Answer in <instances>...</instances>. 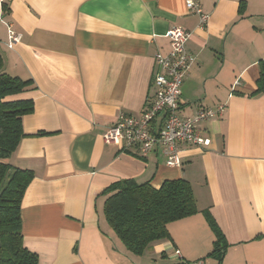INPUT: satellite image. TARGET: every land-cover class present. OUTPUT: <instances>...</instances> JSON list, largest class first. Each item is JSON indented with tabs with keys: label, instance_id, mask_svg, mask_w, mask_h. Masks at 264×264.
<instances>
[{
	"label": "crops",
	"instance_id": "1",
	"mask_svg": "<svg viewBox=\"0 0 264 264\" xmlns=\"http://www.w3.org/2000/svg\"><path fill=\"white\" fill-rule=\"evenodd\" d=\"M186 1L0 0L3 71L31 80L11 97L31 99L34 110L9 161L34 175L22 231L40 264H264V93L255 94L264 0H196L209 15L203 27ZM9 24L21 33L13 47ZM173 27L192 32L179 113L226 104L201 124L209 147L181 145V167L160 151L142 157L104 139L121 111L140 116L153 100L155 57L169 53ZM127 178L157 188L185 178L199 212L170 222V238L135 255L104 214V190ZM205 211L225 238L221 260Z\"/></svg>",
	"mask_w": 264,
	"mask_h": 264
},
{
	"label": "trees",
	"instance_id": "2",
	"mask_svg": "<svg viewBox=\"0 0 264 264\" xmlns=\"http://www.w3.org/2000/svg\"><path fill=\"white\" fill-rule=\"evenodd\" d=\"M31 80L3 71L0 54V264H40L39 255L24 243L21 207L27 187L34 178L28 169L14 167L9 159L26 135L23 117L34 110L31 99H11L23 92ZM255 94L264 93V63ZM108 195L104 214L110 228L125 247L142 255L151 245L170 238L168 224L199 212L193 187L185 178L167 179L154 187L150 181L119 180L104 190ZM215 232L211 254L222 259L224 235L213 216L205 211Z\"/></svg>",
	"mask_w": 264,
	"mask_h": 264
},
{
	"label": "built area",
	"instance_id": "3",
	"mask_svg": "<svg viewBox=\"0 0 264 264\" xmlns=\"http://www.w3.org/2000/svg\"><path fill=\"white\" fill-rule=\"evenodd\" d=\"M189 10L200 17L199 26L206 25L209 15L205 13L196 0H187ZM9 47L21 40V33L11 24L8 25ZM170 39V51L166 55L156 54V73L153 83L156 93L140 116L121 111L115 122L106 130L104 139L107 143L119 146L121 150L133 151L142 157L151 152L160 151L169 167H181L180 147L190 144L197 148L211 145V137L203 134L201 124L207 120L220 118L226 109L225 103L215 107H202L194 115L183 116L179 113L182 87L186 71L192 61L186 49V43L192 32L173 27L167 31ZM162 115L160 124L156 126L158 117ZM175 254L183 259L180 250ZM183 264H205L203 259L183 261Z\"/></svg>",
	"mask_w": 264,
	"mask_h": 264
}]
</instances>
